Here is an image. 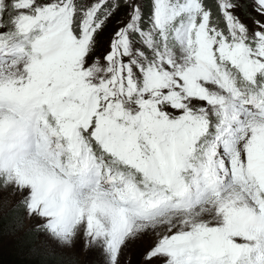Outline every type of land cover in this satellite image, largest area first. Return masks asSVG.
<instances>
[{"label":"snow or ice","instance_id":"1","mask_svg":"<svg viewBox=\"0 0 264 264\" xmlns=\"http://www.w3.org/2000/svg\"><path fill=\"white\" fill-rule=\"evenodd\" d=\"M5 210L102 264H264V0H0Z\"/></svg>","mask_w":264,"mask_h":264},{"label":"rangeland","instance_id":"2","mask_svg":"<svg viewBox=\"0 0 264 264\" xmlns=\"http://www.w3.org/2000/svg\"><path fill=\"white\" fill-rule=\"evenodd\" d=\"M114 23H115V21H113V24ZM109 35H110V32H106L104 35L99 37L100 44H101V51L103 50L104 47H106ZM6 213H8L7 210H5L4 215ZM26 227H27V225H26ZM16 239L17 238L15 236L10 235V231L8 233L2 234V242H0V251H2V250L7 251L10 249H13V247L16 244ZM33 247L39 249V251H37L39 256H42L44 258H47V257L61 258V260L65 261L66 263H71V261L73 259H75L76 264H102V262H103L102 255L96 251H93L90 254H82V253L77 252L75 257H72L66 253L61 252V250H59V249H51V250L40 249L38 241L33 244ZM141 251H142V248L139 245L133 246L126 253L125 264H127V261L129 259L132 261V264H138ZM25 255H23V257H27L28 259H31V257H29L31 255V253H25Z\"/></svg>","mask_w":264,"mask_h":264},{"label":"trees","instance_id":"3","mask_svg":"<svg viewBox=\"0 0 264 264\" xmlns=\"http://www.w3.org/2000/svg\"><path fill=\"white\" fill-rule=\"evenodd\" d=\"M8 229H9V217H8V213H6L3 219L2 234L8 233L9 232ZM32 248H34L33 244L29 246H21L16 239V244L13 247V249L7 251H3V250L0 251V264H71L62 261L61 258H57V257L44 258L42 256H39L37 252H33L31 250ZM25 253H31V255L29 256L31 257V259H28L27 257H23Z\"/></svg>","mask_w":264,"mask_h":264}]
</instances>
